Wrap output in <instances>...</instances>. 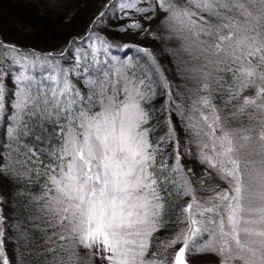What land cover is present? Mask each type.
Returning <instances> with one entry per match:
<instances>
[{
  "label": "rangeland",
  "instance_id": "374dc122",
  "mask_svg": "<svg viewBox=\"0 0 264 264\" xmlns=\"http://www.w3.org/2000/svg\"><path fill=\"white\" fill-rule=\"evenodd\" d=\"M57 1L0 0V32L4 39L35 45L41 50L63 43L60 39L64 27L59 26L64 17L51 10L52 6L58 7ZM66 2L75 5L74 1ZM130 2L118 4L120 12L126 11V33L120 38L123 41L116 43L122 49L131 46L144 60L146 57L163 85L173 78L181 96V105L173 102L174 87H166L168 131L166 144L161 147L170 153L174 177L184 188L181 227L165 242L160 257L148 253L147 239L159 209L149 168L157 146L148 143L142 127V91L138 83L123 75L120 100H116L114 92L106 95L105 91L98 113L83 117L78 129L76 123L65 130L62 167L53 181L49 209L58 215L60 223H66L74 247V263L177 264L179 250L184 248L186 264H264V76L243 59L250 38L259 33L264 38V24L258 12L245 11L252 19L250 29L246 30L241 25L245 21L235 12L228 13L233 11H221L218 0ZM248 2L264 13V5L258 7L253 0ZM37 10L46 15L36 16ZM216 17L219 18L214 20ZM71 22L66 23L67 31L78 25L76 20ZM206 30L219 43L206 41L207 46H200L203 40L198 35ZM239 31V40L247 49L242 54L233 51V58L253 74L251 84L255 91L248 98L259 103L253 106L252 114L257 116L253 120L241 117L239 102L232 108H222L214 105L209 96L214 71L219 67L215 65L217 56L223 50L228 54V40ZM104 36H92L77 49L85 56L96 53L110 44L106 32ZM161 36L163 45L167 41L182 49L179 60H175L181 67L171 70L174 76L166 71L165 53L160 58L158 52ZM220 42L225 43V49L219 46ZM250 55L256 57V53ZM77 60L78 55L72 62ZM28 62L22 58L23 65L16 68L22 72L13 77L19 92L22 86L32 87L40 81L38 75H28ZM125 62L131 63L129 59ZM109 67L108 63L102 70ZM177 71L180 75L176 76ZM43 76L42 81L49 88L46 90L52 86L60 90L46 94L67 101L60 80L53 75ZM40 87L37 91L42 92L45 88ZM248 100L243 101L242 108ZM40 108L45 111L47 105ZM2 160L0 155V264H12L9 246L3 244L11 211L2 204L3 196L8 197ZM205 232L204 238L196 242Z\"/></svg>",
  "mask_w": 264,
  "mask_h": 264
},
{
  "label": "trees",
  "instance_id": "16d2710c",
  "mask_svg": "<svg viewBox=\"0 0 264 264\" xmlns=\"http://www.w3.org/2000/svg\"><path fill=\"white\" fill-rule=\"evenodd\" d=\"M88 1L71 0L72 4H69L66 0H58L55 3L58 7L53 8L52 6L51 10L55 14L59 13L64 17L59 26L64 27V36L62 40L60 39V42L63 40L64 42L60 45L53 44L51 48L41 50L35 45L25 44L18 40L8 41L0 32L2 131L0 135L2 154L0 155H2V164L5 167L3 174L7 179L6 192L8 193L7 198L3 196L2 204L10 207L11 211L6 219L3 244L9 246L10 252H8L13 259L12 264H76L74 263L72 238L65 229L67 228L66 223H60L58 215L49 209L53 179L60 163L64 132L71 125L75 126L79 120L78 111L82 107L86 106L85 109L90 115L98 112L101 108L99 101L103 99L105 91L106 95L114 92L116 100H120L123 96V92L120 91V80L123 75L138 83L142 91L139 99L144 115L142 127L148 143L157 146L154 155L155 159L160 162L157 167L152 168L151 173L159 209L153 218L155 226L149 232L147 239L148 253L154 258L160 257L165 242L178 233L181 227L184 188L181 181L174 177L170 158L162 149L166 144L168 131L164 108L168 85L174 87L176 92L172 97L173 102L178 101L179 105L182 104L181 96L176 89V82L172 78L168 84L163 85L159 74L147 63L146 57L144 60L139 52L130 50L129 47L122 49L112 44L114 39L123 41L120 38L126 33L124 32L126 11L120 12L121 6L118 4L131 3V0H90L89 4ZM248 1L250 0H222V2L218 0V3L221 11H233L228 13L234 14L235 12L237 16L239 15V19L245 21L241 25L247 30L251 27L252 19L245 11L251 14L258 12L260 22L264 24V13L256 11L254 5ZM253 3L260 7L264 5V0L262 4L260 0H253ZM247 4L251 8L247 7ZM153 6L149 7L150 10ZM41 11L37 10L36 16L46 15ZM217 18L219 17L214 20ZM72 19L78 21V25L76 24L77 26L67 31L66 23L73 21ZM158 25L161 24L158 23ZM105 32L110 41L109 49L104 48V50L101 49L86 56L84 52L81 53L77 49L92 36L104 38ZM262 33L264 34V31ZM239 34L242 33L239 31L232 38L233 40H228L231 43L228 45L230 47L228 54L223 50L221 55L217 56L219 60L215 61V65L219 67L214 71L209 96L214 105L222 108H232L239 102L241 117L253 120L257 117L252 114L255 109L253 106L259 104L258 101H251L248 98L255 91L251 84L253 74L242 68L233 58V51L242 54L247 49L244 42L239 40L241 39ZM259 34L250 38L243 59L249 61L251 66L257 67L264 76V38ZM161 37L162 39L158 41L161 45L158 47V52L160 58L165 53L166 71H170L174 76L171 70H175L178 66L181 67L175 60L178 59L182 49L174 47L167 41H164L163 45V36ZM198 38L203 40L199 42V45L203 47L208 45L206 41L219 43V40L216 37L213 38L208 30L199 33ZM224 45V42L219 44L225 49ZM251 52L256 53L255 58L254 55H250ZM76 55H78V60L72 62ZM22 58L29 61L28 65L26 64L28 75H38L40 81L32 87L22 86L19 92L13 77L22 72L16 69L23 65ZM127 59L131 62L130 65L125 62ZM108 63L111 67L108 70H102ZM40 74H43V77L49 75L57 77L64 88L67 86L64 79L69 81L70 93L63 92V97L71 102L69 106L59 103L61 98H57L52 93L46 94L47 91L60 92V90L54 86L51 90H46L49 89L47 82L42 81ZM177 74L178 71L176 76ZM103 75L105 78L101 77ZM106 78L111 79L106 82L104 81ZM9 80L11 82H8ZM40 86L45 88L42 92L37 91V88H41ZM98 97H100L99 100ZM246 99L249 100L242 108V103ZM44 104L47 105L45 111L40 108ZM74 116L78 119H73ZM206 234L207 232L196 238V242L203 239ZM218 261L220 260L216 262Z\"/></svg>",
  "mask_w": 264,
  "mask_h": 264
},
{
  "label": "water",
  "instance_id": "95a60500",
  "mask_svg": "<svg viewBox=\"0 0 264 264\" xmlns=\"http://www.w3.org/2000/svg\"><path fill=\"white\" fill-rule=\"evenodd\" d=\"M177 264H186L184 260V250L181 248L177 256Z\"/></svg>",
  "mask_w": 264,
  "mask_h": 264
}]
</instances>
